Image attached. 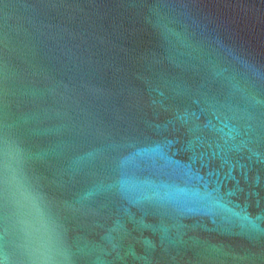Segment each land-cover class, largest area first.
<instances>
[{
    "label": "water",
    "instance_id": "1",
    "mask_svg": "<svg viewBox=\"0 0 264 264\" xmlns=\"http://www.w3.org/2000/svg\"><path fill=\"white\" fill-rule=\"evenodd\" d=\"M0 264H264V0H0Z\"/></svg>",
    "mask_w": 264,
    "mask_h": 264
}]
</instances>
